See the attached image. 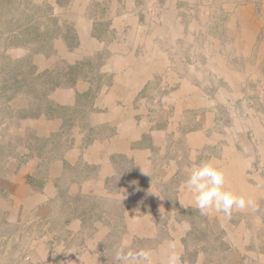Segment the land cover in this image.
Instances as JSON below:
<instances>
[{
    "label": "rangeland",
    "instance_id": "1",
    "mask_svg": "<svg viewBox=\"0 0 264 264\" xmlns=\"http://www.w3.org/2000/svg\"><path fill=\"white\" fill-rule=\"evenodd\" d=\"M30 1L43 7L16 15L11 28L5 16L17 5H0V264H124L119 257L140 250H150L151 264L161 251L164 264L174 252L180 264H264V0ZM56 19L60 34L34 55L32 75L19 62L31 48L14 44L55 36ZM10 31L21 39L6 40ZM116 61L124 72L136 66L130 80L140 81L116 115L127 130H140L133 149L141 155L112 154L120 177L103 190L86 184L99 166L84 160L78 131L95 127L93 142L118 134L119 124L103 116L102 96L116 74L105 70ZM75 78L94 87L67 105L55 94ZM49 82L61 85L46 89L52 103L32 117L37 89ZM177 89L179 119H169ZM192 126L201 146L207 140L203 149L188 139ZM71 152L77 160H66ZM209 160L249 207L230 218L160 207V197L187 203L189 194L177 195L181 185L194 164ZM144 199L161 210L138 217L155 220H126L125 208L132 202L137 210Z\"/></svg>",
    "mask_w": 264,
    "mask_h": 264
},
{
    "label": "crops",
    "instance_id": "2",
    "mask_svg": "<svg viewBox=\"0 0 264 264\" xmlns=\"http://www.w3.org/2000/svg\"><path fill=\"white\" fill-rule=\"evenodd\" d=\"M114 63L115 64L109 63L105 70V71H110V72L112 71V73L113 71H116V74L115 76L113 75L114 80L113 81L110 80V82L107 84L108 86L106 87V91L103 92V95H102L105 97V102H104L103 107L107 108L106 112L103 113V116L106 118V121H110V124H112L113 126L115 125V123L119 124L120 129H118L117 131L118 134L113 132L114 134L111 135L112 137L110 136L108 139L106 137V140H103L101 142H98V141L93 142L94 140L93 136H88V135H91L90 133L91 131L95 130V127H93V130L78 131L79 133H81L80 134L81 135L80 136V140H81L80 150H82L81 153H82V156L84 157V160L90 164H95L99 166L97 176L95 178L90 179L92 183H86V184L87 185L95 184V186L101 187L103 188V190H106L108 187L112 185L114 178H111V177H115V178H118V176L120 177V174L118 172L119 170L117 169L114 163L115 159L112 160V157H111L112 154H120L122 156H127L129 155V152H130V154L132 153L138 156L141 155L140 151H138L137 148L133 149V143H135L136 140L141 139L140 130L139 129H137L136 131L127 130L124 127L125 126L124 122L122 123L123 120L118 119V115H116V114H119L123 110L126 111L127 110L126 108L128 107V106L126 107L119 106L118 101L121 100V97H123L125 99V102L127 103L128 99H133V97H135V91L139 90V87L137 85L140 81L137 79V81L134 83L132 80H130L132 73L137 76V74L135 73L136 70L133 69L136 66L130 68L131 70L124 72L125 68L128 69V66L126 65L124 66L120 64V62H117V61ZM183 83H184V85H182L183 90L181 91L184 92L186 90V89L184 90V88L187 86H185V82ZM93 87L94 86L91 83V81L82 80L80 84L77 83V85H75L74 87L66 88L63 90H58L57 94H55V97L58 98L59 101H63L67 105H71L72 103L75 104L77 97L80 93L88 92V90L90 91L91 89H93ZM179 89H177V93L176 91L172 92V99H175L178 102V104L171 106V108H168L169 119L171 118L179 119V114H180V106H179V101H178L180 98ZM192 91H193L192 88H189L188 91L185 92V99L189 97V93ZM165 115L168 116L167 114ZM61 122H62V119H61ZM191 129H189V132L187 134L188 139H190L191 143L194 141L195 147L197 148H199V146L202 149L206 147L205 144L207 140L205 139L203 142L204 146H201L199 141L195 139L196 131H195L194 126H192ZM77 153L78 152L74 153L73 155L71 152L66 160L68 161L77 160L78 158ZM227 153L228 154L230 153L229 149H227ZM146 156L147 157L145 159V162L151 163L152 157L149 155H146ZM135 160H137V162L142 161L139 157H136V156H135ZM123 189L125 191L127 190L129 191L133 189V187L131 188L128 185H124ZM133 190H136V189H133ZM182 193H187V192L179 191V193H177L178 197L181 196ZM145 194L149 195V192L145 191ZM159 195L164 196V193L162 194L161 192H159ZM143 201H144V204L141 203L140 200L135 201L134 204L137 205V210H136V207L134 208V205L132 202L127 206V208H125L124 216L126 220L128 219L129 216H134L136 219L138 215H143L141 214L142 210L146 211L148 209L149 211H151L152 208L154 211L161 210L160 208H156L152 204H149L150 206H147L146 204L147 202H145L146 200L144 199ZM159 204H160V207L165 206L166 208H169V209L173 208L177 211H179L181 208H186V210H189V208H195L191 204V198H188L187 203H184L183 206L185 207L181 205L180 201L179 202L176 201V204H173V203H169L168 201L164 200L162 197H160ZM138 219L139 221L149 219L151 223L155 220L152 214H149L146 218H143V219H140L138 217ZM172 236L174 237V240L176 239L175 242L179 240V236L177 235L174 236L173 234ZM166 243H169V242H166ZM170 243H173V242H170ZM162 253L163 251H161V254H159V256L155 255L154 257L155 260L153 259V261H155L154 264H164V262L162 261L163 259ZM91 262H87L86 264H89ZM94 264H109V263L104 262V261H98V262H94Z\"/></svg>",
    "mask_w": 264,
    "mask_h": 264
},
{
    "label": "clouds",
    "instance_id": "3",
    "mask_svg": "<svg viewBox=\"0 0 264 264\" xmlns=\"http://www.w3.org/2000/svg\"><path fill=\"white\" fill-rule=\"evenodd\" d=\"M181 190L189 194L192 206L201 215L222 214L224 218H230L234 211H243L252 203L247 196L227 186L225 170L213 160L194 164ZM180 203L184 205L183 200ZM124 243L127 246L131 242L125 239ZM151 255L150 250H140L118 259L124 264H151ZM166 264H180L179 254H171Z\"/></svg>",
    "mask_w": 264,
    "mask_h": 264
},
{
    "label": "trees",
    "instance_id": "4",
    "mask_svg": "<svg viewBox=\"0 0 264 264\" xmlns=\"http://www.w3.org/2000/svg\"><path fill=\"white\" fill-rule=\"evenodd\" d=\"M7 1H9L10 4H13V5L16 4L17 5V9L13 8V10H12V8H11V10L9 11V13L5 16L7 18V20L5 21V23H7L8 26H10L9 28H11V26H12L11 24L14 22V20H15L14 18H15L16 15L24 16L25 12L27 11V8L28 9L31 8L32 10H37V8H39V6H40V5H37V4H33L32 1H30V0H24L23 2H20V3H18L17 0H15V1L14 0H1L0 1V5L3 2H7ZM64 1H67V0H64ZM58 3L62 5L63 2H62V0H58ZM41 6H40L39 10L43 7V6L42 7ZM49 9L50 8L48 7L46 9V12H49ZM11 16H12V19H8V18H11ZM55 21H56V23L54 24V28H53V30L55 32V36H53V35L50 36V37L47 36V34H49V32H50L49 30H47V32L45 33V35L48 37V40L47 39H41L40 38V34L38 33V34H35V37L34 38H30L29 40H26L25 41V38H22V40H17L16 41V38L21 39L20 38V35L21 34H19V33H15L14 34L13 31L12 32L10 31L11 33L10 32L8 33V36L9 37L7 36L6 40H9L10 39L11 41H13V40L16 41V43L14 44V46L15 45L16 46H18V45L20 46L23 43L24 45H27V46H29V48H31V54H29L28 56H25V57L21 58L19 60V62H20L21 65H24V66L26 64V66H28L29 69L32 66V71H31L32 72V75H35V73H36L35 66H33V64L31 62V60L33 59L34 55H37L39 53H46L48 51V49L51 47V40L52 39H56V37L58 36V34H60V32H59L60 25H58L57 19ZM21 73L24 74L23 71ZM36 78H38V80H39V78H41V75L38 74L36 76ZM75 81H77V78L74 79V82H71L70 83V85H71L70 87L75 86ZM40 82L35 83L37 85V87L40 84ZM60 85L61 84H59V83L51 82L46 87V86H44V84H42V86H40V88H39L40 89L39 91H43V92L40 93V95H39V91L37 89V96H38V98L36 99L35 103H33L31 105V111H35L34 112V115H32V117H39L41 115V113H42V110H38V108L36 110H34L35 107H43V105L46 106V105H49V104L52 103L48 99L49 90L47 91L46 89H48V88H52V89L53 88H58ZM64 87H67V85L64 86ZM25 117L26 116H21V118H25Z\"/></svg>",
    "mask_w": 264,
    "mask_h": 264
},
{
    "label": "water",
    "instance_id": "5",
    "mask_svg": "<svg viewBox=\"0 0 264 264\" xmlns=\"http://www.w3.org/2000/svg\"><path fill=\"white\" fill-rule=\"evenodd\" d=\"M189 56L191 57V60H194V56L192 55L191 51H189Z\"/></svg>",
    "mask_w": 264,
    "mask_h": 264
}]
</instances>
